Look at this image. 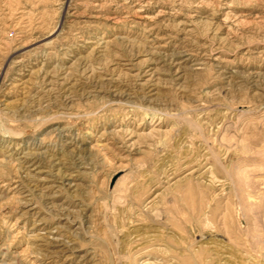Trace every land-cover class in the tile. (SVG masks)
Returning a JSON list of instances; mask_svg holds the SVG:
<instances>
[{"label":"rangeland","instance_id":"374dc122","mask_svg":"<svg viewBox=\"0 0 264 264\" xmlns=\"http://www.w3.org/2000/svg\"><path fill=\"white\" fill-rule=\"evenodd\" d=\"M263 143L264 0H0V264H264Z\"/></svg>","mask_w":264,"mask_h":264},{"label":"bare ground","instance_id":"6f19581e","mask_svg":"<svg viewBox=\"0 0 264 264\" xmlns=\"http://www.w3.org/2000/svg\"><path fill=\"white\" fill-rule=\"evenodd\" d=\"M159 123L160 122H158V124L157 125H159ZM260 126V125H259ZM158 127V126H157ZM262 128V127H261ZM152 130V129H151ZM255 130H257V129H255ZM262 130V129H261ZM260 131V130H259ZM153 132H160V131H158V129H155V130H153ZM254 132V131H253ZM256 132V131H255ZM254 132V133H255ZM136 133V132H135ZM258 133V132H257ZM263 133V132H262ZM251 139V138H250ZM254 140V139H253ZM253 140L251 139V141L253 142ZM251 142V143H252ZM258 143V142H257ZM256 143V145H258ZM252 144H254V142L252 143ZM260 144V143H259ZM264 144V143H263ZM262 145V144H261ZM252 146V145H251ZM255 146V145H254ZM256 148H259L258 146L256 147ZM264 148V147H263ZM262 148V150H264ZM260 149H261V146H260ZM264 152V151H263ZM248 182V181H247ZM247 185V184H246ZM260 194L261 195H263L262 196V198L261 199H253V198H251V200L252 201H254V204L252 205V207H251V216H252V220L254 221V222H258V223H256V224H258L259 225V222L260 221H262V223L264 224V191L262 190V192H260ZM262 223H260V224H262ZM260 227L261 226H263V225H259Z\"/></svg>","mask_w":264,"mask_h":264}]
</instances>
